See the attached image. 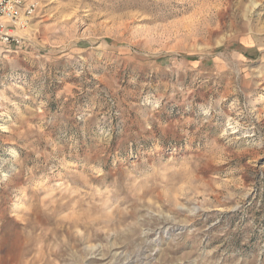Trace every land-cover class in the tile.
Returning <instances> with one entry per match:
<instances>
[{
    "label": "rangeland",
    "instance_id": "1",
    "mask_svg": "<svg viewBox=\"0 0 264 264\" xmlns=\"http://www.w3.org/2000/svg\"><path fill=\"white\" fill-rule=\"evenodd\" d=\"M0 54V264H264V0H39Z\"/></svg>",
    "mask_w": 264,
    "mask_h": 264
},
{
    "label": "built area",
    "instance_id": "2",
    "mask_svg": "<svg viewBox=\"0 0 264 264\" xmlns=\"http://www.w3.org/2000/svg\"><path fill=\"white\" fill-rule=\"evenodd\" d=\"M39 8V0H0V54L21 46L20 31L27 28Z\"/></svg>",
    "mask_w": 264,
    "mask_h": 264
}]
</instances>
